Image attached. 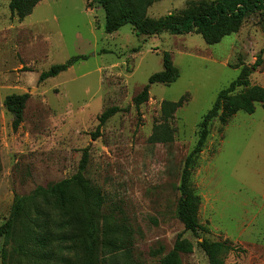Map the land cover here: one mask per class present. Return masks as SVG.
Returning <instances> with one entry per match:
<instances>
[{
	"label": "rangeland",
	"instance_id": "374dc122",
	"mask_svg": "<svg viewBox=\"0 0 264 264\" xmlns=\"http://www.w3.org/2000/svg\"><path fill=\"white\" fill-rule=\"evenodd\" d=\"M206 1L211 0H159L147 14L159 18ZM9 2L0 0V225L17 194L71 177L88 147L87 175L104 193V212L133 230L130 257L120 255L121 264H160L179 234L194 243L183 264H209L199 242L237 238L245 205L264 200V106L257 103L251 114L239 111L225 125L218 118L211 123L190 178L207 227L198 234L185 230L176 216L181 171L220 90L259 55L262 63L250 83L264 86V10L211 45L199 33L138 35L131 24L107 33L104 9L90 0H41L23 19L12 14ZM165 51L180 76L171 84H151L148 100L137 108L133 99L163 69ZM78 54L87 58L38 81L42 71ZM25 92L30 97L24 120L15 130L4 100ZM182 97L168 120L173 140L150 142L154 125L164 122L162 102ZM110 106L124 110L94 138L98 117ZM257 220L264 232V209ZM256 229L249 226L242 239L258 238ZM3 246L4 238L0 264ZM237 255L229 252L226 262L234 263Z\"/></svg>",
	"mask_w": 264,
	"mask_h": 264
},
{
	"label": "trees",
	"instance_id": "16d2710c",
	"mask_svg": "<svg viewBox=\"0 0 264 264\" xmlns=\"http://www.w3.org/2000/svg\"><path fill=\"white\" fill-rule=\"evenodd\" d=\"M40 1L10 0L9 8L13 15L23 19L33 12ZM156 1L159 0H90L89 4L97 3L104 9L107 33L131 24L138 35H157L165 31L170 34L199 33L211 45L238 32L249 14L264 10V0H211L190 5L176 14L152 18L147 11ZM86 58L87 55L78 54L65 62L53 64L41 72L38 81L56 76ZM261 63L259 55L252 65L242 64L237 78L220 90L199 124L195 146L184 160L176 216L185 230L194 234L207 230L199 217L201 196L192 186L190 178L209 136L210 125L216 118L225 125L239 111L254 113L257 103L264 106V86L250 83V75ZM179 76L180 71L171 54L165 51L163 69L153 73L149 83L134 97L135 106L139 108L148 100L151 84H171ZM29 97V92L12 93L5 97L4 106L13 114L12 127L15 130L24 120ZM184 99L162 102L164 122L154 125L150 142L173 140L174 128L168 120ZM122 110L124 108L120 106L106 108L98 117L93 137L99 136L107 120ZM89 162V149L85 147L78 170L71 177L38 185L28 194L15 196L9 217L0 225V242L4 238L2 264H121L120 255L128 260L133 248V230L125 223L115 222L104 212V193L87 175ZM1 171L0 153V174ZM7 245L11 246L13 255L7 250ZM199 246L209 264H231L226 262V255L239 248L228 239H203ZM193 250L194 243L179 234L173 247L162 255L160 264H183V254Z\"/></svg>",
	"mask_w": 264,
	"mask_h": 264
},
{
	"label": "crops",
	"instance_id": "0c3cea01",
	"mask_svg": "<svg viewBox=\"0 0 264 264\" xmlns=\"http://www.w3.org/2000/svg\"><path fill=\"white\" fill-rule=\"evenodd\" d=\"M216 191V190H215ZM214 191V194H215ZM264 198V196H263ZM218 199V197H215V201ZM246 204V203H245ZM264 209V200L262 201H256V202H249L245 205V212L247 213L246 218L242 220L238 224V237L232 238L230 236L226 237L225 239H228L232 241L236 246L237 250L231 251L235 253L238 257L237 260H235L234 263L238 264H264V232L259 229L257 225V218L260 215L261 210ZM255 227L257 228L255 232H258L256 239L250 240V239H242V232H244L248 227ZM228 235V234H227ZM241 254V255H240ZM240 255V256H239ZM231 263V262H227ZM231 263V264H234Z\"/></svg>",
	"mask_w": 264,
	"mask_h": 264
}]
</instances>
